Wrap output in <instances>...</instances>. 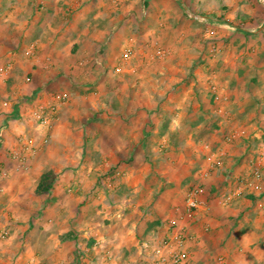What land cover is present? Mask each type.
I'll return each instance as SVG.
<instances>
[{
	"label": "rangeland",
	"instance_id": "374dc122",
	"mask_svg": "<svg viewBox=\"0 0 264 264\" xmlns=\"http://www.w3.org/2000/svg\"><path fill=\"white\" fill-rule=\"evenodd\" d=\"M262 153L264 0H0V245L12 258L48 226L76 233L55 264H152L145 243L179 240L182 264H228L235 228L264 229ZM48 171L54 186L37 194ZM196 187L209 211L184 217ZM223 196L234 209L218 226Z\"/></svg>",
	"mask_w": 264,
	"mask_h": 264
},
{
	"label": "crops",
	"instance_id": "0c3cea01",
	"mask_svg": "<svg viewBox=\"0 0 264 264\" xmlns=\"http://www.w3.org/2000/svg\"><path fill=\"white\" fill-rule=\"evenodd\" d=\"M33 47V46H32ZM34 49V47H33ZM31 52V50H29ZM33 53V51H32ZM10 72V71H9ZM134 138L137 137L134 135ZM229 180L227 178L224 179V184L230 183L228 182ZM221 180H219V183ZM222 184V183H221ZM60 191H57V196H55L54 202L56 205L59 206L60 203H62L63 200H61L59 196ZM230 196H223L221 200L222 206H218L215 209V213L213 214L214 217L212 216L211 219H214L217 221V219L225 221L229 220L231 214L229 212V209L231 208L232 201H230ZM202 200H203V206L201 209L198 210V212H203L206 213L209 211V204L206 200V198H203L202 195ZM60 207V206H59ZM220 209L222 211L220 212ZM231 209H234L232 206ZM230 209V210H231ZM233 214L235 216H240V221L242 220L241 218L243 217L244 219L249 220L250 217L245 216V213L243 214L242 212H235V210H232ZM242 215V216H241ZM247 215V213H246ZM64 216L67 217V215L62 214V212H58L57 214L54 215V220H61ZM218 222V226H220V223H223L222 221ZM246 223L245 221H242ZM200 223V222H199ZM195 225V224H194ZM242 225H244L242 223ZM201 227L196 223V225L193 227V230H198ZM245 228V227H244ZM246 231H243L242 226H238V228L234 229L233 234L228 236L227 243H225L226 247H224V251L231 256L230 261H228V264H264V242L261 238V236H264V229L260 228L259 229V234L257 230H251V229H245ZM27 229H25L24 232H26ZM73 228H66L64 229H57L55 230L52 227L46 226L45 228H39V240L38 243H27L24 247L25 250L23 253L18 254L16 259L12 258V254H9V247H1L0 245V264H55L54 259L55 254L58 253L59 250H66V249H75V235L73 233ZM50 233V234H49ZM226 233V232H224ZM223 233V234H224ZM258 234V235H257ZM45 235H50L51 238L54 236V241L53 239L46 244V239L47 237L43 238L42 236ZM253 235V236H252ZM249 239V240H248ZM252 241V242H251ZM252 243V244H250ZM34 246V254L33 255H28L29 257L27 258V254L30 252V249ZM45 250V252L43 251ZM47 250V251H46ZM1 251H4L1 253ZM49 251V252H48ZM72 252V251H70ZM69 252V253H70ZM32 260V261H31Z\"/></svg>",
	"mask_w": 264,
	"mask_h": 264
},
{
	"label": "built area",
	"instance_id": "2783aa9c",
	"mask_svg": "<svg viewBox=\"0 0 264 264\" xmlns=\"http://www.w3.org/2000/svg\"><path fill=\"white\" fill-rule=\"evenodd\" d=\"M30 50L32 52L33 47H31ZM55 110L56 107L53 105L51 111L53 112ZM35 116L44 124L50 123V117L45 113L43 107H40L35 111ZM213 165L214 164H212V166ZM253 173L254 178L257 180L260 179L264 173V153L257 158L256 167L253 170ZM251 184L253 183L249 182L247 186ZM202 206V190L199 187H196L191 190L187 196L184 217L192 218ZM179 244V247H174L172 244L151 246L150 243H145L144 247L153 250L152 264H182L187 259L188 254L185 245H183V240H179Z\"/></svg>",
	"mask_w": 264,
	"mask_h": 264
},
{
	"label": "trees",
	"instance_id": "16d2710c",
	"mask_svg": "<svg viewBox=\"0 0 264 264\" xmlns=\"http://www.w3.org/2000/svg\"><path fill=\"white\" fill-rule=\"evenodd\" d=\"M56 180L55 174L53 171H48L42 174L41 179L37 185L36 193L45 194L51 191Z\"/></svg>",
	"mask_w": 264,
	"mask_h": 264
}]
</instances>
